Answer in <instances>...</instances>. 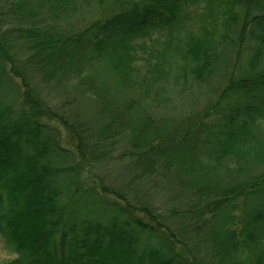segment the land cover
I'll return each mask as SVG.
<instances>
[{"label": "trees", "instance_id": "1", "mask_svg": "<svg viewBox=\"0 0 264 264\" xmlns=\"http://www.w3.org/2000/svg\"><path fill=\"white\" fill-rule=\"evenodd\" d=\"M89 4L0 0L3 264H202L204 243L209 264H264V0ZM25 66L73 74L104 122L47 103ZM111 156L122 188L91 171ZM154 175L182 190L189 239L130 189Z\"/></svg>", "mask_w": 264, "mask_h": 264}, {"label": "rangeland", "instance_id": "2", "mask_svg": "<svg viewBox=\"0 0 264 264\" xmlns=\"http://www.w3.org/2000/svg\"><path fill=\"white\" fill-rule=\"evenodd\" d=\"M96 1L97 0H90V4L84 9L83 13L85 14V18H89L92 10H95V7L97 6ZM20 23L23 26L28 25V23L23 21ZM158 47L159 46L155 44L151 50L155 52ZM17 49L21 58L25 57L28 53V50L25 49L22 44H19ZM24 68H26V71H29L30 82L34 85L33 87L36 88L39 96L47 103L56 105V103L63 99L70 101L74 98V102L79 105L81 110L88 117L94 121H99L101 123L104 122L105 115L101 110L99 99L92 95L90 91L85 90L83 86L79 85L73 74L63 76L60 81L47 83L42 82L40 73L37 72V70L35 72L30 66H25ZM202 89L203 88L198 91H202L199 93V100L197 99L199 102H201L206 96L209 97V94L211 93L210 90ZM202 93H205V95H202ZM185 106H189V102L184 100L181 103L180 108L182 109ZM105 163L106 164L103 162L101 163L102 166L99 167V165H97L95 169H91L96 178L116 187H124V183H127L130 180V173L126 168L127 162L120 161L111 156L105 161ZM138 179L139 178H137V186H135L136 182H134L130 189L132 190L133 188L137 192H140L138 194L143 195L146 200L148 198L156 208L161 221L168 225L170 229H174L178 235L182 233L183 238L189 239L191 237L189 224L192 221L189 218L191 217L189 215V209L186 207L187 205L183 203L184 198L180 194L182 193V190L176 184L171 182V180L160 178V176H149L148 179H146L148 182H141L140 180L138 181ZM149 180H154V182ZM132 194L133 193H129L130 198L133 196ZM182 243L187 244L183 241ZM204 245L205 243L202 244V247H200L201 249L199 248L200 250L198 253L193 252V254L202 264H209L211 261V253ZM13 257L14 254H10L3 249L0 240V264L9 261Z\"/></svg>", "mask_w": 264, "mask_h": 264}]
</instances>
